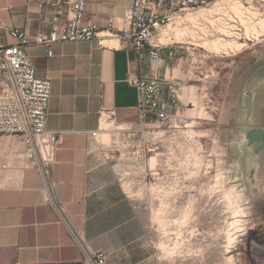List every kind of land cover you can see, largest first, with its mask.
I'll return each mask as SVG.
<instances>
[{
    "label": "crops",
    "instance_id": "crops-1",
    "mask_svg": "<svg viewBox=\"0 0 264 264\" xmlns=\"http://www.w3.org/2000/svg\"><path fill=\"white\" fill-rule=\"evenodd\" d=\"M68 2L0 0V40L15 44L12 28L28 36L48 33L55 10ZM131 5L88 0L83 24L116 31ZM51 50V58L40 45L24 51L36 76L51 80L46 128L61 132L62 143L44 182L27 166L24 146L0 137V264H81L76 238L90 252L103 253L105 264H167L141 207L125 196L113 163L104 159L108 149L91 135L102 111L114 110L118 124L137 123V92L127 80L149 76L145 59L96 40L58 43Z\"/></svg>",
    "mask_w": 264,
    "mask_h": 264
},
{
    "label": "rangeland",
    "instance_id": "rangeland-1",
    "mask_svg": "<svg viewBox=\"0 0 264 264\" xmlns=\"http://www.w3.org/2000/svg\"><path fill=\"white\" fill-rule=\"evenodd\" d=\"M246 44L228 55L200 50L179 61V53L169 64L164 89H175L171 114L179 115L157 130L163 135L156 174L133 171L140 179L131 192L167 264H264V151L246 137L264 128V35ZM112 126L100 142L111 141ZM227 234L234 236L229 245ZM161 240L174 254L163 256Z\"/></svg>",
    "mask_w": 264,
    "mask_h": 264
},
{
    "label": "built area",
    "instance_id": "built-area-1",
    "mask_svg": "<svg viewBox=\"0 0 264 264\" xmlns=\"http://www.w3.org/2000/svg\"><path fill=\"white\" fill-rule=\"evenodd\" d=\"M87 1L69 0L63 7L57 8L51 20V29L46 34L28 36L24 31L12 28L9 35L16 43L6 45L0 40V137L20 142L25 149L27 166L48 182L56 152L62 143V133L46 128L51 80L36 76L25 48L43 46L46 56L51 58V46L54 44L96 40L101 46L135 52L139 58L145 59L150 73L149 76L131 74L127 80L137 92V123L118 124L114 110L102 111L98 130L91 134L97 144L108 149L104 159L113 163L112 168L117 172L125 196L132 199L133 180L140 179V175L132 176V172L140 173L147 169L150 175L156 174L163 135L157 130L170 127L171 121L179 115V112L171 114L176 108L175 89L171 84L166 92L164 89V85L169 83L166 77L169 64L178 59L179 53L181 58L178 60L182 61L185 54L188 57L195 51H205L193 42L172 40L173 33L181 32L184 39L185 33L193 34L200 40L227 34V39L251 42L253 38L245 35V26L252 25L253 20L247 14L241 19L228 4L218 5L223 0H131L132 5L125 10L118 30L102 33L91 22L83 24ZM227 1H237L246 12H257L254 21L264 20V0ZM209 9L212 12L208 17L214 26L198 15ZM215 26L221 31L216 33ZM104 40L116 43L108 46L103 43ZM164 61L168 64L161 75L159 68ZM103 118L112 120L110 123L113 125L108 130L111 139L108 144L99 140ZM151 159L155 160L154 167H150ZM76 243L83 253L81 264H105L103 253L90 252L80 239L76 238Z\"/></svg>",
    "mask_w": 264,
    "mask_h": 264
},
{
    "label": "bare ground",
    "instance_id": "bare-ground-1",
    "mask_svg": "<svg viewBox=\"0 0 264 264\" xmlns=\"http://www.w3.org/2000/svg\"><path fill=\"white\" fill-rule=\"evenodd\" d=\"M221 4H228L241 17V19L245 16V14H247L249 16V18L253 20L252 25L245 26V35L248 38H250V39L253 38V39L256 40V39H258V36L260 37V36L264 35V20H261L260 19L257 22L254 21L255 19H257V16H258L257 12H255V11L246 12L237 1H235V2H228L227 0H223L218 5H221ZM211 12H212V9H209L207 11H202V12L198 13V15L201 18H203L205 21H207L208 23H210L211 25L214 26L212 19H210L208 17L209 14H211ZM214 30L216 31V33L219 32V31H221L218 26L217 27L215 26ZM227 38H228V36L226 34V36H224V37H219L218 35H213L210 38H206V39L200 40L199 38H196L193 34H186L185 33V39H184L183 36H182V34H181V32L176 31V32L173 33V39L172 40H174L176 42L185 41V43H191V42H193L197 46H200L205 51H207L209 53H212V54H215V55H220V54H227L228 55L230 53H235V52L240 51L242 48H244L247 45L246 42H239L237 40H231V39H227ZM163 42L165 43V41H163ZM103 43H105V45H109V46H112L113 45L114 46V44L116 43V41H113V40H104ZM110 124L111 123L110 122L108 123L106 119H102L101 120V129L103 131H106L105 130L106 127L110 126ZM104 136H105V134H104ZM154 166H155V160L154 159H151V165H150V167H154ZM260 174L261 173H259L258 175H260ZM163 203L165 204V202H163ZM160 210H161V208H160ZM164 210H166V209H164ZM161 213H162V211H161ZM162 214H160V215H162ZM161 217H163V216H160V217H157V218L160 220ZM161 220L158 223L162 227L163 234L166 235L167 234L166 231L168 230V227H167V230H166V227H165L166 224L165 223L167 221L166 222L164 221L165 222L164 223L165 226H164V224L161 222ZM179 221H180V224H182V225H184L185 223L187 224V222H186L187 221V213L184 214V216ZM160 230H161V228H160ZM234 230H235V228H234ZM179 233L178 234L176 233V234L177 235H180ZM230 233H232V231ZM168 234H169V232H168ZM228 234H227V236H228L227 242H228V245H229V244H231L234 241V236H232L233 237L232 238L231 235H228ZM163 240H161L159 242V246H160L159 248H161V250L163 252V256L164 255L167 256L169 254H174L175 249H172L171 248V249L168 250L167 247L165 246V243L162 242ZM176 246L177 245H175V247H173V248H177Z\"/></svg>",
    "mask_w": 264,
    "mask_h": 264
},
{
    "label": "water",
    "instance_id": "water-1",
    "mask_svg": "<svg viewBox=\"0 0 264 264\" xmlns=\"http://www.w3.org/2000/svg\"><path fill=\"white\" fill-rule=\"evenodd\" d=\"M248 146L257 145L258 151H264V128H253L247 135Z\"/></svg>",
    "mask_w": 264,
    "mask_h": 264
}]
</instances>
